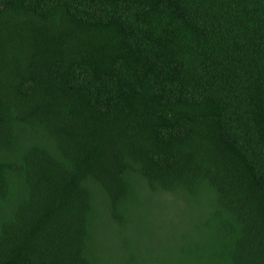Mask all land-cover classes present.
<instances>
[{
  "label": "trees",
  "instance_id": "16d2710c",
  "mask_svg": "<svg viewBox=\"0 0 264 264\" xmlns=\"http://www.w3.org/2000/svg\"><path fill=\"white\" fill-rule=\"evenodd\" d=\"M0 264H264V0H0Z\"/></svg>",
  "mask_w": 264,
  "mask_h": 264
}]
</instances>
